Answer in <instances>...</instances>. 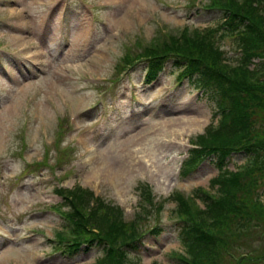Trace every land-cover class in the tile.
<instances>
[{
	"label": "rangeland",
	"instance_id": "374dc122",
	"mask_svg": "<svg viewBox=\"0 0 264 264\" xmlns=\"http://www.w3.org/2000/svg\"><path fill=\"white\" fill-rule=\"evenodd\" d=\"M57 3L62 8L54 13ZM204 3L0 0V264L91 263L100 252L67 258L49 245L62 221L50 208L63 201L55 189H92L121 206L129 219L141 183L152 187L164 210L163 232L145 236L140 261L173 264L171 254L182 244L171 222L174 202L166 197L175 190L208 188L219 171L236 169L246 156L234 154L222 166L207 158L184 176L188 138L210 122L213 98L195 82L178 80L179 70L169 65L149 85L141 65L120 80L114 71L126 47L147 42L161 29L216 24L218 14ZM233 38L221 42L229 55L235 54ZM63 119L68 121L61 146H70L71 155L57 165L52 147ZM140 131L148 133L141 141ZM21 140L26 148L20 157ZM45 152L50 160L42 164Z\"/></svg>",
	"mask_w": 264,
	"mask_h": 264
},
{
	"label": "trees",
	"instance_id": "16d2710c",
	"mask_svg": "<svg viewBox=\"0 0 264 264\" xmlns=\"http://www.w3.org/2000/svg\"><path fill=\"white\" fill-rule=\"evenodd\" d=\"M204 1L220 23L161 29L147 42L129 46L116 67L124 70L144 61L150 82L170 63L181 77L197 79L213 98L217 117L189 138L193 147L184 174L208 157L222 166L234 154L246 156L236 171L222 169L209 188L172 195L170 216L184 248L172 252L173 264L264 262V0ZM232 34L235 54L229 55L221 42ZM48 160L45 155L42 162ZM137 190V209L128 219L120 206L90 189H56L63 203L51 206L62 219L53 250L73 255L100 247L102 255L91 264H144L135 254L147 233L163 230L159 223L153 226V219L161 216L164 204L153 201L148 185Z\"/></svg>",
	"mask_w": 264,
	"mask_h": 264
},
{
	"label": "bare ground",
	"instance_id": "6f19581e",
	"mask_svg": "<svg viewBox=\"0 0 264 264\" xmlns=\"http://www.w3.org/2000/svg\"><path fill=\"white\" fill-rule=\"evenodd\" d=\"M44 21H42V23H43ZM135 116V115H134ZM169 120H178V121H181V122H183V123H187L188 121H182V119L181 118H177V119H173V118H171V119H169ZM142 134H143V131H140ZM145 135H148V133L147 134H143V135H141V137L139 138V141H141V140H143L144 139V137H145ZM128 144V143H127Z\"/></svg>",
	"mask_w": 264,
	"mask_h": 264
}]
</instances>
